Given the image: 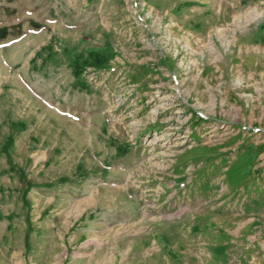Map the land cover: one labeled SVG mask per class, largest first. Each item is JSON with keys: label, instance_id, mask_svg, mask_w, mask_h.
I'll use <instances>...</instances> for the list:
<instances>
[{"label": "rangeland", "instance_id": "1", "mask_svg": "<svg viewBox=\"0 0 264 264\" xmlns=\"http://www.w3.org/2000/svg\"><path fill=\"white\" fill-rule=\"evenodd\" d=\"M0 264H264V0H0Z\"/></svg>", "mask_w": 264, "mask_h": 264}]
</instances>
